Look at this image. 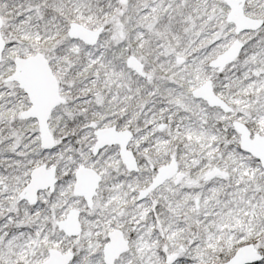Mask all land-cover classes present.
<instances>
[{"label": "snow or ice", "instance_id": "6c2138e0", "mask_svg": "<svg viewBox=\"0 0 264 264\" xmlns=\"http://www.w3.org/2000/svg\"><path fill=\"white\" fill-rule=\"evenodd\" d=\"M0 264H264V0H0Z\"/></svg>", "mask_w": 264, "mask_h": 264}]
</instances>
